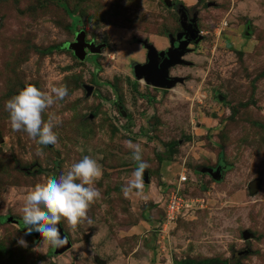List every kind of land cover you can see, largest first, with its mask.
<instances>
[{
  "label": "rangeland",
  "instance_id": "1",
  "mask_svg": "<svg viewBox=\"0 0 264 264\" xmlns=\"http://www.w3.org/2000/svg\"><path fill=\"white\" fill-rule=\"evenodd\" d=\"M170 1L189 17L197 10L202 37L187 45L186 64L169 68L183 82L161 89L135 78L131 62L145 60L138 39L160 51L182 30L164 0H0V264H264V0ZM79 30L103 44L99 53L79 60L60 47ZM26 83L67 86L45 113L62 120L58 146L12 130L5 102ZM129 140L150 165L147 201L122 192L137 167ZM84 155L104 171L95 224L62 220L71 247L56 253L17 220L35 185ZM217 165L220 180L197 171ZM179 172L190 206L162 236L164 187Z\"/></svg>",
  "mask_w": 264,
  "mask_h": 264
},
{
  "label": "clouds",
  "instance_id": "2",
  "mask_svg": "<svg viewBox=\"0 0 264 264\" xmlns=\"http://www.w3.org/2000/svg\"><path fill=\"white\" fill-rule=\"evenodd\" d=\"M107 27L101 25L97 30L103 33ZM68 95L66 85L53 87L49 93L34 84L26 83L18 94L5 102L12 130L25 132L44 147L58 146V136L54 128L62 124V120L52 115L45 119V113ZM125 143L131 150L137 167L132 172V178L122 186L123 195L127 198L135 193L147 201L148 198L144 195V173L150 165L143 159V148L139 143H133L131 140ZM42 154L43 149H38L37 155ZM103 175V166L98 160L84 155L80 160L73 162L67 171L59 175L50 174L45 183L35 185L26 194L21 209L25 235L35 231L44 243L58 249L68 244L67 236L61 237L58 226L62 220L73 230L79 225L94 226L95 222L89 216V211L93 204L102 199V193L96 183ZM17 243L27 247L23 237Z\"/></svg>",
  "mask_w": 264,
  "mask_h": 264
},
{
  "label": "water",
  "instance_id": "3",
  "mask_svg": "<svg viewBox=\"0 0 264 264\" xmlns=\"http://www.w3.org/2000/svg\"><path fill=\"white\" fill-rule=\"evenodd\" d=\"M165 5L170 7L173 4L177 12L179 13V23L183 31L177 32L175 35L168 34L169 46L163 50H157L155 45L148 41V39H138V42L146 49L145 62L132 61L131 68L134 77L143 78L147 83L154 87L169 89L173 87L177 82H183V77L169 74V68L175 64H186L183 59V55L189 50L187 45L190 42H197L201 39L202 35L199 33L197 27V11L195 8L192 11V17L187 20V12L181 3H174L170 0H164ZM183 39L181 40L182 36ZM175 42L178 44L175 45ZM103 44L96 45L93 41L86 40V34L84 31L79 30L75 32V40L67 41L63 43V47L69 48L73 55L79 60H84L87 56L86 49L91 53L100 52ZM88 92L92 90V87H87ZM223 166L217 165L215 168L208 166H198L197 171L210 175L214 180H220L222 176ZM148 172L144 173V182L149 181ZM10 219V218H8ZM61 232V237L67 236L61 224L58 225ZM36 237L39 233L34 232ZM244 239L251 237L252 234L248 230H244L242 233ZM68 238V237H67ZM71 247V242L68 238V244L63 248L56 249V253H63ZM98 264H105L103 261H98Z\"/></svg>",
  "mask_w": 264,
  "mask_h": 264
},
{
  "label": "built area",
  "instance_id": "4",
  "mask_svg": "<svg viewBox=\"0 0 264 264\" xmlns=\"http://www.w3.org/2000/svg\"><path fill=\"white\" fill-rule=\"evenodd\" d=\"M189 177L184 172H179L174 181L166 183L163 194V218L157 232L162 236L168 235L176 226L178 216L187 210L190 204L185 197L186 185ZM164 191V190H163ZM162 191V192H163Z\"/></svg>",
  "mask_w": 264,
  "mask_h": 264
},
{
  "label": "trees",
  "instance_id": "5",
  "mask_svg": "<svg viewBox=\"0 0 264 264\" xmlns=\"http://www.w3.org/2000/svg\"><path fill=\"white\" fill-rule=\"evenodd\" d=\"M168 7V6H167ZM170 7H174L175 8V5L173 4L172 6H170ZM175 10H176V8H175ZM179 14V13H178ZM76 32V31H75ZM75 34V33H74ZM67 42V41H66ZM65 43V42H64ZM60 47L61 48H64L63 47V43L60 45ZM70 50V49H69ZM73 53V52H72ZM219 157H220V155H219ZM39 170H42V169H39ZM17 223H19L20 225H23V222H20L19 220H17ZM61 224V223H60ZM177 224V223H176ZM35 239H37V237H35ZM218 261V259H216V258H213V259H209V260H205V261Z\"/></svg>",
  "mask_w": 264,
  "mask_h": 264
},
{
  "label": "flooded vegetation",
  "instance_id": "6",
  "mask_svg": "<svg viewBox=\"0 0 264 264\" xmlns=\"http://www.w3.org/2000/svg\"><path fill=\"white\" fill-rule=\"evenodd\" d=\"M194 9V8H193ZM193 9H192V11H193ZM196 10V9H195ZM197 11V10H196ZM190 19V17L188 16V14H187V20H189ZM182 28V27H181ZM180 31H183V29L182 30H180ZM180 31H177V32H180ZM176 32V33H177ZM175 33V34H176ZM183 37H184V35L182 36V38H181V40L183 39ZM150 42V41H149ZM178 43L177 42H175V45H177ZM99 53V52H98ZM146 53V52H145ZM145 61H147L146 60V56H145V60L144 61H142V62H145ZM140 62V61H139ZM171 68V67H170ZM169 74H170V69H169ZM134 76V75H133ZM176 76V75H175ZM136 78V77H135ZM141 79H143V78H141ZM144 80V79H143ZM145 81V80H144ZM146 82V81H145ZM147 83V82H146ZM147 84H149V83H147ZM151 85V84H150ZM152 86V85H151ZM154 87V86H153ZM156 88H158V87H156ZM161 89H163V88H161Z\"/></svg>",
  "mask_w": 264,
  "mask_h": 264
}]
</instances>
